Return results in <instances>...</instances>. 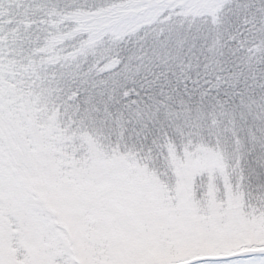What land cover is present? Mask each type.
Wrapping results in <instances>:
<instances>
[{"label":"snow or ice","instance_id":"1","mask_svg":"<svg viewBox=\"0 0 264 264\" xmlns=\"http://www.w3.org/2000/svg\"><path fill=\"white\" fill-rule=\"evenodd\" d=\"M0 264H264V0H0Z\"/></svg>","mask_w":264,"mask_h":264}]
</instances>
